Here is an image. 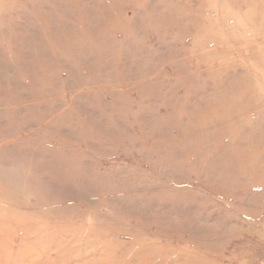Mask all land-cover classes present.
<instances>
[{"label": "rangeland", "instance_id": "1", "mask_svg": "<svg viewBox=\"0 0 264 264\" xmlns=\"http://www.w3.org/2000/svg\"><path fill=\"white\" fill-rule=\"evenodd\" d=\"M0 264H264V0H0Z\"/></svg>", "mask_w": 264, "mask_h": 264}]
</instances>
